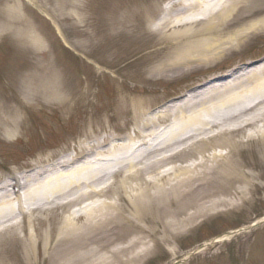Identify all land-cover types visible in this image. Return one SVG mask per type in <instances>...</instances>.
<instances>
[{
	"label": "rangeland",
	"instance_id": "rangeland-1",
	"mask_svg": "<svg viewBox=\"0 0 264 264\" xmlns=\"http://www.w3.org/2000/svg\"><path fill=\"white\" fill-rule=\"evenodd\" d=\"M172 1L0 0V181L19 178L95 140L112 136L120 142L140 128L134 104H144L143 118L152 116L180 104L213 77L264 60L262 32L207 65L192 57L171 66L185 43L202 38L195 33L198 22L187 26L190 36L183 35L185 27L155 30ZM250 1L264 6V0ZM237 12L228 20L241 21L245 12ZM52 86L57 94L49 100L44 90ZM163 127L156 124L153 130ZM221 138L233 139L235 133ZM236 149L233 158L241 171L256 175L247 196L156 245L136 264H264V142L256 139ZM63 212L35 211L24 220L41 223L43 234L51 225L59 228ZM242 229L230 241L210 244ZM32 230L28 224L26 231ZM120 234L116 242L135 235ZM21 236L20 231L0 234V264H25ZM69 245L61 243L59 249ZM52 257L39 246L31 264H53Z\"/></svg>",
	"mask_w": 264,
	"mask_h": 264
},
{
	"label": "bare ground",
	"instance_id": "bare-ground-1",
	"mask_svg": "<svg viewBox=\"0 0 264 264\" xmlns=\"http://www.w3.org/2000/svg\"><path fill=\"white\" fill-rule=\"evenodd\" d=\"M250 2L172 1L155 30L185 27L183 35L190 36L187 26L198 22L195 33L202 38L185 43L176 63L169 64L197 57L207 65L264 32V6ZM235 10L245 12L241 21L228 20ZM226 21L232 23L226 27ZM249 65L213 77L180 104L152 116L143 118L144 104H134L140 128L133 136L120 142L112 136L95 140L19 178L0 181V234L22 233L25 264L33 262L39 246L53 256V264H136L156 245L235 206L256 177L241 171L235 150L256 139L264 142V60ZM44 94L55 99L57 89L52 86ZM156 124L163 130H153ZM232 133L233 139L221 138ZM56 208L64 211L56 230L51 225L42 234L41 223L24 220L35 211ZM28 224L32 233L26 231ZM122 230L135 235L116 242ZM243 231L228 232L210 244L230 241ZM61 243L71 248L59 249Z\"/></svg>",
	"mask_w": 264,
	"mask_h": 264
}]
</instances>
